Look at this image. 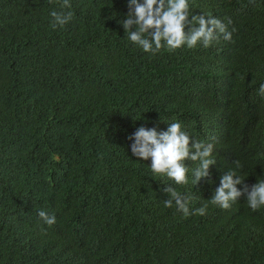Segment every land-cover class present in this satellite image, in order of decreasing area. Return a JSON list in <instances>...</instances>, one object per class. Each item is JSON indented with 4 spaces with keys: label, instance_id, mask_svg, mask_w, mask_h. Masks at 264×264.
I'll use <instances>...</instances> for the list:
<instances>
[{
    "label": "trees",
    "instance_id": "1",
    "mask_svg": "<svg viewBox=\"0 0 264 264\" xmlns=\"http://www.w3.org/2000/svg\"><path fill=\"white\" fill-rule=\"evenodd\" d=\"M69 2L0 0V264H264V206H239L235 226L209 214L170 218L161 191L209 197L228 171L249 186L264 179V0H188L190 15L232 33L208 48L217 66L199 43L143 51L119 23L128 0ZM53 11L73 17L53 29ZM174 60L212 79L219 71L217 83L199 86L209 92L203 114L175 118L183 92L171 87ZM205 115L222 133L199 129ZM173 120L199 141L215 136V164L198 185L157 177L153 192L125 135L139 124L166 131Z\"/></svg>",
    "mask_w": 264,
    "mask_h": 264
},
{
    "label": "clouds",
    "instance_id": "2",
    "mask_svg": "<svg viewBox=\"0 0 264 264\" xmlns=\"http://www.w3.org/2000/svg\"><path fill=\"white\" fill-rule=\"evenodd\" d=\"M255 3V0H249ZM61 7L71 8L69 0H62ZM53 20L51 27H63L71 21L73 13L51 12ZM122 24L127 38L145 52L158 53L162 48L173 51L187 46L195 48L198 43L205 49L202 59L212 62L208 55V48L214 42L223 37L226 41H231L232 33L227 31V27L221 20L204 14L190 15L188 0H128L127 18L119 21ZM231 23V20L228 21ZM135 27V31H133ZM235 31V29H233ZM214 60V59H213ZM191 65L190 69H177L178 63ZM191 61L174 60L173 66L178 76L172 81L171 87L179 89L183 95L177 101V113L175 118L182 119L201 115L205 111V100L209 94L206 88L199 86L217 83V76L212 79L206 76L204 68H199ZM217 66V65H216ZM208 72V71H207ZM192 94V99H188ZM258 94L264 97V83H261ZM166 131H157L155 127L139 124L131 128L126 138V144L131 152L130 156L138 158V169L146 180H152L150 187L153 192L159 190L155 188L163 187L157 177H162L175 185H185L189 181L195 185L201 179H207L212 172L215 161L212 158L213 144L211 142L215 136L207 134V140H197L195 134L189 136L178 120L168 124ZM210 125L215 135L222 133L223 128L219 122L210 120L209 116L202 117L199 129L206 131ZM239 167V162H234ZM195 178L189 180L188 177ZM245 180L236 175L234 171H228L220 178L219 187L214 193L207 197L204 193L196 192L195 189L187 190L181 195L175 187L168 186L163 194H168V199L164 200L165 207H172V218L176 213H183L185 217H196L199 221H204L209 214L210 220L222 221L235 226L240 224V220L233 218L241 216L236 210L243 206L248 212H253L264 206V179L249 186ZM237 185H242L238 188ZM209 206L215 209H209ZM194 212H190V209ZM179 211V212H178ZM162 214L166 216L164 207ZM39 218L49 227L56 223L55 215H49L45 210L38 212ZM188 217V218H189ZM228 219V220H227ZM237 224V225H238Z\"/></svg>",
    "mask_w": 264,
    "mask_h": 264
}]
</instances>
